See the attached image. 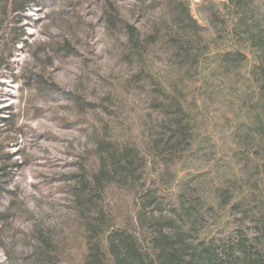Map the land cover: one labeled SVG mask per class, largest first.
I'll return each mask as SVG.
<instances>
[{"label": "rangeland", "instance_id": "374dc122", "mask_svg": "<svg viewBox=\"0 0 264 264\" xmlns=\"http://www.w3.org/2000/svg\"><path fill=\"white\" fill-rule=\"evenodd\" d=\"M163 1L142 16L136 0H115L122 19L115 27L108 0H0V264H87L91 236L105 263L114 264L108 237L116 228L152 255L158 228L190 227L181 213L189 203L194 243L227 246L241 235L258 237V54L236 35L239 17L230 1L189 0L209 51L192 68L151 38L164 27L163 37L172 22ZM252 6L264 26V0ZM124 21L138 26L140 52ZM235 50L242 62H218L219 53ZM171 99L184 107L186 131L169 155L156 157L169 122L162 105ZM125 146L133 149V164L114 170L116 157L106 162L103 153ZM106 166L110 174L101 175Z\"/></svg>", "mask_w": 264, "mask_h": 264}, {"label": "trees", "instance_id": "16d2710c", "mask_svg": "<svg viewBox=\"0 0 264 264\" xmlns=\"http://www.w3.org/2000/svg\"><path fill=\"white\" fill-rule=\"evenodd\" d=\"M136 1L139 4L138 11L142 16L160 10L164 3L163 0ZM228 1L231 2V7L234 8L237 18L239 17V22L235 25L236 35L244 37L250 47L255 49L258 54L255 71L261 81L260 87L264 89V26L251 15L254 0ZM166 3L172 20L171 25L165 28L163 37H161L162 32L160 30L164 27L162 29L156 28L151 38L155 44L158 42L169 44L175 56L183 62H189L188 64L192 68H197L209 52L199 40L201 25L191 13L189 0H168ZM117 7L115 0H108V20L115 27L118 26L117 18H120ZM124 26L134 50L140 52L144 43L139 39L140 30L138 26L125 21ZM218 55V62L224 67L234 66V64L245 59L239 50L224 51ZM162 107L167 111L169 122L165 121L164 127H162L160 138L164 141L165 146L155 150L154 155L156 157L169 155L175 142H178L181 135L186 131L184 121L181 118V112L184 109L181 101L167 100ZM255 115L254 127L259 130L261 129L260 126H264V116L260 112ZM132 150V147L125 146L118 152L107 151L103 153V157L105 160L107 159L106 162L109 161V156L116 157L114 170L118 166L130 170L134 161ZM137 155L139 154L137 153ZM106 167L101 169V175L110 172L109 166ZM118 173L120 176H124L127 172L120 171ZM101 180L102 178H99V181ZM226 190L225 188L224 193ZM147 195L148 200L156 202L155 194L148 193ZM244 203V199L238 203L241 204L242 210L247 207L244 206ZM249 203L251 202H246L247 205ZM186 206V209L181 210V213L189 220L190 227L170 228V232H166L167 229L164 227L158 228L152 238V255L141 246L139 240L127 229H112L108 239L110 251L115 259L114 264H264V222L259 221V234L254 239H248L247 235H241L235 243L227 246L209 242L194 243L193 239L188 237L195 230L196 215L192 210L194 205L189 203ZM88 250L87 264H106L101 256V251L98 249L95 236L90 237Z\"/></svg>", "mask_w": 264, "mask_h": 264}]
</instances>
